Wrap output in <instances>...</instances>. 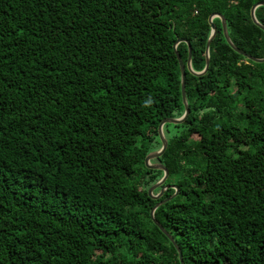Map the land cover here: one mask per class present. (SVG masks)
Masks as SVG:
<instances>
[{
  "label": "trees",
  "instance_id": "trees-1",
  "mask_svg": "<svg viewBox=\"0 0 264 264\" xmlns=\"http://www.w3.org/2000/svg\"><path fill=\"white\" fill-rule=\"evenodd\" d=\"M263 2L0 0V264H264Z\"/></svg>",
  "mask_w": 264,
  "mask_h": 264
},
{
  "label": "water",
  "instance_id": "water-1",
  "mask_svg": "<svg viewBox=\"0 0 264 264\" xmlns=\"http://www.w3.org/2000/svg\"><path fill=\"white\" fill-rule=\"evenodd\" d=\"M259 7H264V2L263 3H257L256 5H254L252 7V10H251V16H252V20L253 22L255 23V25H257L260 29H262L264 31V26L261 25L257 18H256V10L259 8ZM221 19L222 20V26H223V31H224V36H225V39L227 40V43L230 45V47L236 51L237 53H241L242 55L246 56L248 59L254 61V62H257V63H264V59H256V58H253L243 52H241L238 48H236V46L233 44L229 34H228V29H227V24H226V20L225 18L218 14V13H215L213 15L210 16L209 18V22L210 24L212 25V32H211V36L208 40V43H207V46H206V67L205 69L200 72V73H197V72H194V70L192 69V49L190 47V44L184 40V39H179L176 41L175 45H174V50L177 54V58L179 60V64H180V68H181V74H182V79H181V84H182V97H183V102H184V105H185V114L183 115V117H181L180 119H165L164 121L161 122L160 126H159V134H160V137H161V140H162V143H163V146L161 148L160 151L156 152V153H152L150 154L147 158H146V165L147 167H149L150 169H154V170H162L165 172V175H164V178L162 181H160L158 184H156L155 186H153L150 190H149V194L150 196L155 199V200H159L161 199L163 196H164V193L165 191L168 189L167 188H164L160 194L158 195H154L153 192L159 188L160 186H162L166 180L168 179L169 177V171L167 170V168L163 165H160V164H155V165H151V161L162 156L164 154V152L166 151L167 147H168V142L164 136V132H163V128L166 124H181L183 123L187 117L189 116L190 114V108H189V104H188V101H187V96H186V67L180 57V55L178 54L177 52V47L179 46V44L181 43H184L186 42L188 45H189V57H188V62H187V69L189 70V72L195 76H203L205 75L208 70H209V67H210V46L213 42V40L215 39L216 35H217V27L216 25L213 23V20L214 19ZM173 189L176 190V193L174 196H172L171 198L169 199H166L162 202H160L158 205H156V207L153 209L152 213H151V216L155 222V224L162 230V232L172 241V243L174 244V246L176 247L177 251H178V254H179V257H180V262L181 264H185L184 263V260H183V256H182V253L180 251V248L178 247V245L176 244V242L174 241V239L172 238V236L155 220V217H154V214L156 212V210L166 204L167 202H169L170 200H172L173 198H175L176 196H178L179 194V188L178 187H172Z\"/></svg>",
  "mask_w": 264,
  "mask_h": 264
},
{
  "label": "rangeland",
  "instance_id": "rangeland-1",
  "mask_svg": "<svg viewBox=\"0 0 264 264\" xmlns=\"http://www.w3.org/2000/svg\"><path fill=\"white\" fill-rule=\"evenodd\" d=\"M178 130H181V128H180V129H178ZM154 153H156V152H154ZM153 165H155V164H153ZM163 178H164V177H163ZM163 178H162L160 181H162V180H163ZM160 181H159V182H160ZM157 184H158V183H157ZM155 185H156V184H155ZM155 185H154V186H155ZM156 190H157V189H156ZM159 193H160V192H159ZM159 193H158V194H159ZM158 194H157V195H158Z\"/></svg>",
  "mask_w": 264,
  "mask_h": 264
}]
</instances>
